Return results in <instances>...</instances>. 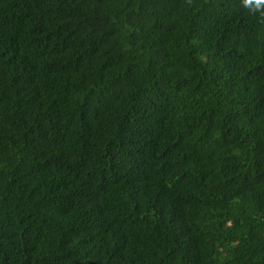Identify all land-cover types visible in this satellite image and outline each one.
Listing matches in <instances>:
<instances>
[{
    "label": "trees",
    "instance_id": "trees-1",
    "mask_svg": "<svg viewBox=\"0 0 264 264\" xmlns=\"http://www.w3.org/2000/svg\"><path fill=\"white\" fill-rule=\"evenodd\" d=\"M0 264H264V22L0 0Z\"/></svg>",
    "mask_w": 264,
    "mask_h": 264
},
{
    "label": "clouds",
    "instance_id": "clouds-1",
    "mask_svg": "<svg viewBox=\"0 0 264 264\" xmlns=\"http://www.w3.org/2000/svg\"><path fill=\"white\" fill-rule=\"evenodd\" d=\"M241 6L250 15L256 16L261 22H264V0H241Z\"/></svg>",
    "mask_w": 264,
    "mask_h": 264
}]
</instances>
